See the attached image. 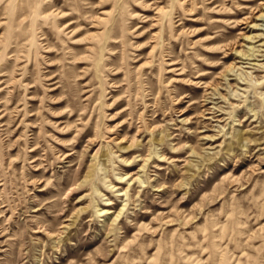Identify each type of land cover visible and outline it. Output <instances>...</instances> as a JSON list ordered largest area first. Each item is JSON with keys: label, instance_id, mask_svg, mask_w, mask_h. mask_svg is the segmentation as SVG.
<instances>
[{"label": "rangeland", "instance_id": "rangeland-1", "mask_svg": "<svg viewBox=\"0 0 264 264\" xmlns=\"http://www.w3.org/2000/svg\"><path fill=\"white\" fill-rule=\"evenodd\" d=\"M0 264H264V0H0Z\"/></svg>", "mask_w": 264, "mask_h": 264}]
</instances>
